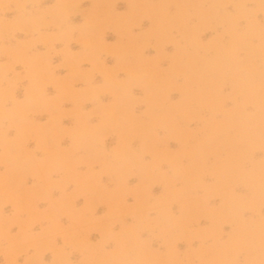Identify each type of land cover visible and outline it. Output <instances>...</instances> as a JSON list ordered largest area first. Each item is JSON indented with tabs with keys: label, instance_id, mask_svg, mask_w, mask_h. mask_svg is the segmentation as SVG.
<instances>
[{
	"label": "rangeland",
	"instance_id": "374dc122",
	"mask_svg": "<svg viewBox=\"0 0 264 264\" xmlns=\"http://www.w3.org/2000/svg\"><path fill=\"white\" fill-rule=\"evenodd\" d=\"M251 2L0 0V264L264 262Z\"/></svg>",
	"mask_w": 264,
	"mask_h": 264
},
{
	"label": "clouds",
	"instance_id": "9594fccd",
	"mask_svg": "<svg viewBox=\"0 0 264 264\" xmlns=\"http://www.w3.org/2000/svg\"><path fill=\"white\" fill-rule=\"evenodd\" d=\"M242 7L251 25L264 28V20L258 19V17L264 16V0H252L251 3H246ZM262 264H264V262H262Z\"/></svg>",
	"mask_w": 264,
	"mask_h": 264
}]
</instances>
